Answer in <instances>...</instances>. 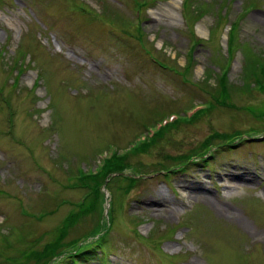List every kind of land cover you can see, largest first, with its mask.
I'll return each instance as SVG.
<instances>
[{"label": "rangeland", "instance_id": "374dc122", "mask_svg": "<svg viewBox=\"0 0 264 264\" xmlns=\"http://www.w3.org/2000/svg\"><path fill=\"white\" fill-rule=\"evenodd\" d=\"M263 64L264 0H0V264H264Z\"/></svg>", "mask_w": 264, "mask_h": 264}, {"label": "trees", "instance_id": "16d2710c", "mask_svg": "<svg viewBox=\"0 0 264 264\" xmlns=\"http://www.w3.org/2000/svg\"><path fill=\"white\" fill-rule=\"evenodd\" d=\"M186 4H187V2H186ZM188 4H189V2H188ZM235 25L236 24H234L233 25V27H231V30L233 31L235 28ZM157 62L159 63V61L157 60ZM161 66H162V68H166V69H168L169 67H167L166 66V64H164V63H159ZM262 67L264 68V64L262 65ZM224 77V76H223ZM256 83H257V85H256V87H257V89L259 90V91H264V69L261 71V73H259V74H257L256 75ZM222 81H225V78L222 80ZM223 88V90H224V92H225V89H224V87H222ZM211 96H212V98L214 99V101H217V99L218 100H220L219 101V103H222V104H220L221 106H227L228 105V103H227V101H228V98H226V97H224V98H222V99H220V98H217L216 96H217V94H215V92L214 93H211ZM213 105H212V103L210 104V108L212 107ZM184 121H187L186 119H184ZM180 122H183V121H180ZM179 122V123H180ZM165 128H167V126L165 127ZM165 128L164 129H162L161 131H159L157 134H155V136L154 137H152V138H150V139H148V141L147 142H145L144 144H148L149 142H151V141H154L157 137L156 136H159V134H161L164 130H165ZM251 132H253V131H251ZM250 133V132H249ZM236 135H239V137L241 138L242 136H243V133H240V132H236ZM235 135V136H236ZM215 137H219L218 136V134H216L215 135ZM225 137V136H224ZM208 141V140H207ZM141 148V147H140ZM140 148H138V149H140ZM137 149V147H135L134 149H132L131 151H133V152H131V151H129L128 153H134L135 152V150L137 151L138 150ZM127 153V154H128ZM126 154V155H127ZM120 156L119 154H116L115 156H113L112 158H110L108 161H106V163H105V165H104V167L101 169V171L97 174V175H89V176H87L86 174H84V173H82V176L80 177V181H83L82 182V184H83V186H84V188L85 187H88V188H90V190L91 191H93V188L95 189L96 187H99V186H101L100 185V183L96 180V178H97V176L99 177V176H101V175H104L106 178L108 177V176H110V175H113V174H115V173H119V172H121V169L119 170L118 168H119V163H122L123 162V160L126 158V157H128V156ZM130 155V154H129ZM92 182H94V183H96V184H93ZM94 185H97V186H94ZM103 185V184H102ZM99 190V189H98ZM90 191V192H91ZM89 192V194L91 195V193ZM94 204H91V206H93ZM74 219H75V217L73 218V217H69V220H68V222L67 223H69V224H65L66 226H67V228L72 224V222L74 221ZM99 226V225H98ZM98 226L96 227V228H94V230L92 231V233L90 234V236H93L96 232H97V230H98ZM102 229V228H101ZM101 231L102 230H100L99 232L101 233ZM98 232V233H99ZM90 236H88V237H85L84 239H87V238H89ZM103 235L100 237V241L101 240H103ZM98 240V241H99ZM83 241V240H82ZM81 240H79V242H82ZM97 242H92V243H90L88 246H87V248L83 251V252H85L86 250H89V251H94V250H96V249H98L99 247H100V244H96ZM46 251V250H45ZM65 254V250H64V252H62V254H60L58 257H60V256H62V255H64ZM78 254V253H77ZM76 257H77V255L75 254V256H73V257H71V258H69L71 261H73V262H77L75 259H76Z\"/></svg>", "mask_w": 264, "mask_h": 264}, {"label": "bare ground", "instance_id": "6f19581e", "mask_svg": "<svg viewBox=\"0 0 264 264\" xmlns=\"http://www.w3.org/2000/svg\"><path fill=\"white\" fill-rule=\"evenodd\" d=\"M238 175H239V177H237V178H241L242 180L244 179V180H248L249 178H246V176H243L242 174H240V173H238Z\"/></svg>", "mask_w": 264, "mask_h": 264}]
</instances>
